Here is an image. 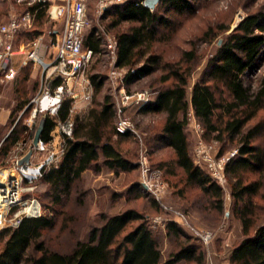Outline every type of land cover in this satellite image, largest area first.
<instances>
[{"label":"trees","instance_id":"1","mask_svg":"<svg viewBox=\"0 0 264 264\" xmlns=\"http://www.w3.org/2000/svg\"><path fill=\"white\" fill-rule=\"evenodd\" d=\"M159 3L177 13L193 9L191 0H160ZM28 8L36 12L34 23L31 28H22L19 34L33 40L40 30L38 21L42 20L45 8L40 3ZM108 9L111 21L107 29H116L117 65L137 68L140 75L151 74L160 67L164 70L160 81H171L170 85L153 90L154 99L138 108L142 113L164 114L159 138L170 148L172 161L153 166L165 172L170 165L168 169L173 172L174 164L181 169L188 184L211 196L216 207L222 210V186L204 166L195 162L190 153L186 131L190 109L202 123L206 136L214 135L218 141L227 137L231 140L236 136L240 138L237 154L227 162L225 169L235 178L232 194L244 237L234 246L229 264H264V222H257L258 204L255 202L256 198L264 201V148L254 144L259 127L245 131L247 123L264 110V77L256 88L243 79V75L256 66L264 51V16L249 14L244 17L218 48L203 76L193 85L189 98L187 86L192 68H183L181 60L164 62L163 55L156 50L162 39L160 27L169 26L170 20L156 9L144 5L142 0H127ZM124 23L128 25L121 29ZM96 33L95 30L84 35V50H100V38ZM184 58L186 62L193 61L195 51L186 50ZM91 78L96 96L104 80L97 75ZM26 85L24 82L23 87ZM70 108L71 100L63 102L58 116L66 120ZM115 116L116 102L110 95H105L100 102H95L94 98L87 111L73 115V137L67 138V147L59 165L45 171L40 178L49 185L53 201L59 203L63 195H69L87 170L100 167L101 153L106 157L107 168L114 172H129L137 167L122 154L119 142L113 141L114 135L117 140H124L131 134L117 133ZM41 123L40 139L47 142L56 123L54 118L45 115L39 117L36 129ZM26 130L27 126L21 129ZM21 131L13 129L3 142L0 149L3 162L17 145ZM249 171H256L259 177L246 182L245 173ZM34 196L45 208L41 197L37 193ZM153 200L162 208L159 200ZM54 224V217L44 214L26 217L19 226L0 230L5 238L0 264H160L162 261V251L149 220L134 208L104 216L103 224L93 227L87 239L78 240L69 252L50 249L42 240L43 232ZM178 226L182 225L172 220L168 229L177 234L180 231ZM32 247L36 254H29ZM197 259L202 261L203 253L191 245L180 249L164 264Z\"/></svg>","mask_w":264,"mask_h":264},{"label":"rangeland","instance_id":"2","mask_svg":"<svg viewBox=\"0 0 264 264\" xmlns=\"http://www.w3.org/2000/svg\"><path fill=\"white\" fill-rule=\"evenodd\" d=\"M86 4L89 24L85 35L96 30V34L100 38V50L86 68L85 75L91 80L93 75L104 80L103 86L96 96L94 89L92 103H94V98L95 102L102 101L105 95H110L112 100L117 103L118 91L115 89L117 84L109 77L112 59L104 45L109 35L116 34V29H107L111 21L110 15L107 14L109 9L99 14L97 13L96 0H86ZM191 4H193V9L184 10L182 13H177L172 8L162 6L160 3L154 8L171 23L169 26L160 27L162 39L157 43L156 50L163 55L164 62L181 60L183 68L188 66L192 68L187 86L189 98L193 85L203 76L210 60L217 54L218 48L244 17L249 14L264 16V0H191ZM26 7L27 5L19 3L17 0H0V23L5 22L12 14L23 12ZM38 23L40 30L37 36L42 37L45 43L52 46L56 40L55 32L61 30L62 23L51 20L46 9L42 20H39ZM127 25L124 23L121 29ZM164 36L166 38H163ZM186 50L195 51L196 58L193 61H185L184 52ZM163 74L164 70L159 67L151 74L131 77L127 82V88L129 90H158L171 84V81L167 83L160 81ZM263 77L264 51L256 66L248 70L243 75V79L246 84L256 88ZM23 88V95L18 97L17 105L11 113L10 135L13 129L18 128L21 131L22 127L27 126L26 124L29 122L32 105L15 123L21 110L35 95H28L25 86ZM10 96L14 98L15 94L12 92ZM2 101L5 99L0 100V103ZM92 103L82 109V114L91 107ZM78 109L80 110V108ZM123 115L134 123L137 132L129 134L130 136L124 140H117V136L114 135L113 141H118V148L122 154L137 164L135 169L129 172H114L107 168L106 159L101 153L100 167L87 170L84 177L75 183L72 192L69 195H63L59 203L53 201L49 185L46 182L40 178H33L32 175L24 179V197H31L37 193L45 204V214L55 219L54 226L43 232L42 240L46 246L50 249L69 252L78 240L87 239L93 227L103 224L104 216L134 208L142 212L149 220V226L162 251L160 264H164L180 249L191 245L197 246L198 252L203 253V260H181L175 264H229L234 246L244 237L241 220L236 213L237 203L232 194L235 178L225 169L226 181L223 184L218 182L223 188V208L221 210L216 207L211 196L205 195L200 188L186 182L185 175L180 168L173 164L172 167L175 168V171L172 172L168 169L169 165L165 172L160 169L161 179L166 184L161 208L153 200L155 196L145 190L141 184L142 168L139 160L141 153L145 151L151 165L172 161L170 148L165 146L159 138L164 114L142 113L137 107H129ZM188 115L186 131L189 149L197 164H199L197 147L200 140H203L208 146H212L211 154L215 159L226 158L238 150L239 137L236 136L233 140L227 137L224 141H218L213 138L214 135L206 136L202 123L195 117L191 109ZM118 117L116 114L114 122ZM7 119V112L1 110L0 122L4 124ZM258 127L259 133L254 144H260L264 148V110H261L247 123L245 131L255 130ZM21 132L20 139L27 137L26 131ZM0 163L2 165L10 164V162L4 164L1 155ZM202 166L209 171L205 165ZM152 167L158 168L153 165ZM258 177L259 173L256 171L245 173V178L248 180L246 182L253 181ZM255 202L258 204L257 222L263 223L264 201L256 198ZM176 211L183 212L186 219L178 216ZM158 216L162 217V220L155 222L154 220ZM172 220L182 225L178 226L180 231L177 234L168 229V224ZM206 231L212 235L208 242L201 237V234ZM4 239L0 234V252ZM28 252L36 254L33 247Z\"/></svg>","mask_w":264,"mask_h":264},{"label":"built area","instance_id":"3","mask_svg":"<svg viewBox=\"0 0 264 264\" xmlns=\"http://www.w3.org/2000/svg\"><path fill=\"white\" fill-rule=\"evenodd\" d=\"M24 3L27 8L18 14H12L5 22L0 23V84L13 79L17 74L14 56L16 55L15 40L22 28H31L36 12L30 6L40 3L44 7L51 20L62 23L53 44L55 48L46 59L45 42L42 37H37L28 43L26 59L23 65L35 62L40 66V86L29 103L21 110L20 116L32 105L31 114L28 119L27 137L19 139L16 145V153L2 165L0 163V230L7 227H17L26 217H39L45 214V208L41 201L35 197H24V179L31 173L30 168H40L48 171L57 167L65 153L67 138H72V115L78 110L77 105L70 108L69 116L62 120L58 114L57 104L67 100L82 98L86 106L91 104L94 94L92 80L85 75L86 68L94 60L98 52L93 49H83L85 30L89 24L86 0H17ZM127 0H96L97 13L102 14L114 5H120ZM144 3V1L142 2ZM106 51L111 55L112 67L109 77L116 84L118 100L116 103V114L118 119L115 127L118 134L136 133L134 123L124 116L129 107L141 108L150 103L155 97V91L151 89L129 90L127 82L131 76H140L137 68H123L117 65V38L109 35L105 40ZM44 48V54L41 50ZM83 112V111H82ZM54 118L58 136L57 146H48V143L40 141L34 145L36 125L40 116ZM53 138H55L53 136ZM33 151L29 162L20 164V160L30 151ZM212 146H208L203 140L199 141L197 147L198 163L205 165L212 177L219 183L226 181L225 168L227 162L235 156L237 151L226 158L215 159L211 154ZM142 168L141 184L145 190L151 193L157 200L162 202L163 191L166 184L161 179V170L152 167L148 154L143 151L139 160ZM176 214L186 219L183 212ZM162 217L155 218L160 222ZM201 237L208 242L212 235L206 231Z\"/></svg>","mask_w":264,"mask_h":264},{"label":"crops","instance_id":"4","mask_svg":"<svg viewBox=\"0 0 264 264\" xmlns=\"http://www.w3.org/2000/svg\"><path fill=\"white\" fill-rule=\"evenodd\" d=\"M55 33H56V37H57L58 32L56 31ZM37 37H40V36H36L35 38H37ZM30 41L31 40H29L23 36H20V34H18V36L15 40L16 55L14 56L15 65L17 67V74L13 79L7 80L6 83L0 84V100L5 99V101L1 102L2 104L0 103V111L5 110L8 114L7 121L4 124L0 122V149H1L2 144L5 141V139L10 135L9 134V132H10V128H9L10 117H11V113H12L13 109L17 105L18 97H21L23 95V83L26 82L27 85L25 88L28 91V95H30V96L33 94H36V92L38 91L39 86H40V79H41L40 66L35 62H29L26 65L22 64V61L24 59H26V53L25 52L27 51V46H28V43ZM53 44H54V42H53ZM53 44H52V46L47 44V43H45V45H44L45 48H48L47 52L45 53L47 60L50 59L49 58L50 52H52L55 49L53 47ZM41 53L44 54V48L41 50ZM12 92L15 94L14 98H12V96H10V94ZM73 105H77L78 108H80V110L78 109L76 111V113H74V114H82V109H84V107H87L85 101L80 97L77 98L76 100L71 101V107ZM61 107H62V105L59 103L56 106V108L59 109V111H60ZM73 115H72V117H73ZM71 120H72V118H71ZM56 132H57V128L55 125L54 129L51 131L50 139L47 142H45V143H48V146H52V145L57 146L59 140H58V136L55 135ZM53 136L55 138H53ZM15 153H16V146L6 155L5 162L9 161L14 156ZM105 159H106V157H105ZM30 171H32L31 173H35V177H33V178H36V179L41 178L42 174L45 172L43 169L34 168V167L30 168Z\"/></svg>","mask_w":264,"mask_h":264},{"label":"water","instance_id":"5","mask_svg":"<svg viewBox=\"0 0 264 264\" xmlns=\"http://www.w3.org/2000/svg\"><path fill=\"white\" fill-rule=\"evenodd\" d=\"M160 0H144V5H146L147 7L154 9L156 7V5L159 3ZM43 131V123H41V125L37 128L35 136H34V145H37L38 142L40 141L41 138V133ZM33 154V151L30 150L21 160H20V164L29 162L31 159V156Z\"/></svg>","mask_w":264,"mask_h":264}]
</instances>
